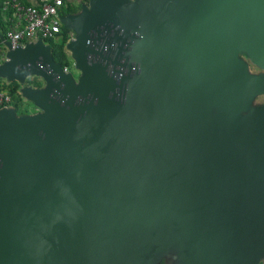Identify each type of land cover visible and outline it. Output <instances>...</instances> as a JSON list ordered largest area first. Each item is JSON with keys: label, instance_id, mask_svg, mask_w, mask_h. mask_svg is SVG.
I'll list each match as a JSON object with an SVG mask.
<instances>
[{"label": "water", "instance_id": "obj_1", "mask_svg": "<svg viewBox=\"0 0 264 264\" xmlns=\"http://www.w3.org/2000/svg\"><path fill=\"white\" fill-rule=\"evenodd\" d=\"M60 22L77 77L0 33V80L35 109L0 108V264H264V0Z\"/></svg>", "mask_w": 264, "mask_h": 264}, {"label": "built area", "instance_id": "obj_2", "mask_svg": "<svg viewBox=\"0 0 264 264\" xmlns=\"http://www.w3.org/2000/svg\"><path fill=\"white\" fill-rule=\"evenodd\" d=\"M66 0H38L36 5H25L20 0H3V10L11 12L12 24L4 36L13 48L24 47L28 43H34L42 39L57 42L62 35L60 22V10ZM73 39L70 32L69 41ZM5 47L0 43V63L5 59ZM70 61L71 58H70ZM65 72H71L69 66L63 68ZM12 99L7 91L0 90V108L13 107Z\"/></svg>", "mask_w": 264, "mask_h": 264}, {"label": "trees", "instance_id": "obj_3", "mask_svg": "<svg viewBox=\"0 0 264 264\" xmlns=\"http://www.w3.org/2000/svg\"><path fill=\"white\" fill-rule=\"evenodd\" d=\"M88 0H78L77 4H73L70 2V0H66L64 2V5L62 6L60 10L61 15H67V14H74L77 13L80 10V5L82 3H87ZM3 0H0V33L6 36L9 27L12 24V15L11 12H7L3 10ZM25 5H29L25 3ZM70 31L62 28V35L59 41L52 42L48 41L54 60L59 63L63 68L69 66L70 63V56L68 55L67 51L65 50V44L69 40ZM28 85L33 86L34 88H40L42 86V83L37 80L36 78L29 80ZM19 85L16 82H13L9 85H6L2 81H0V90L7 91L12 99L11 105L16 109L18 114L21 113H29L27 111H22L21 108L25 104V101L21 98V96L18 93Z\"/></svg>", "mask_w": 264, "mask_h": 264}, {"label": "rangeland", "instance_id": "obj_4", "mask_svg": "<svg viewBox=\"0 0 264 264\" xmlns=\"http://www.w3.org/2000/svg\"><path fill=\"white\" fill-rule=\"evenodd\" d=\"M70 2H72L73 4H77L78 0H70ZM67 53H68V52H67ZM68 55L70 56L69 53H68ZM69 68L71 69V72L74 74V76L77 77V75H78V71L75 70L74 65H73V61H70V63H69ZM250 70H251L252 73H257V72H259V70L255 69V68H251ZM32 79H34V78H29V79L27 80L26 84L28 85V81H29V80H32ZM36 79L39 80V81L43 84L42 80H40L39 78H36ZM263 103H264V96L259 97V98L256 100V102H255V104H263ZM21 110H22L23 112H24V111H27V112L31 113V111H33L34 108H33L32 104H30V103H28V102L25 101V104L22 106ZM33 112H34V111H33ZM24 113H25V112H24ZM21 114H22V113H21ZM162 264H164V263L162 262Z\"/></svg>", "mask_w": 264, "mask_h": 264}, {"label": "crops", "instance_id": "obj_5", "mask_svg": "<svg viewBox=\"0 0 264 264\" xmlns=\"http://www.w3.org/2000/svg\"><path fill=\"white\" fill-rule=\"evenodd\" d=\"M20 2H22L23 4L27 3L29 5H36L38 3V0H20ZM0 81H2V80H0ZM2 82L4 83V81H2ZM33 111H35V109ZM33 111H31V112H33Z\"/></svg>", "mask_w": 264, "mask_h": 264}]
</instances>
